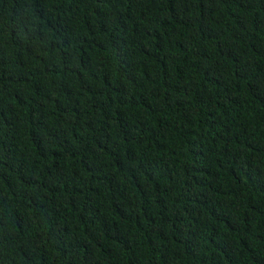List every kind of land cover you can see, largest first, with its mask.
I'll list each match as a JSON object with an SVG mask.
<instances>
[{
	"label": "trees",
	"instance_id": "trees-1",
	"mask_svg": "<svg viewBox=\"0 0 264 264\" xmlns=\"http://www.w3.org/2000/svg\"><path fill=\"white\" fill-rule=\"evenodd\" d=\"M0 264H264V0H0Z\"/></svg>",
	"mask_w": 264,
	"mask_h": 264
}]
</instances>
